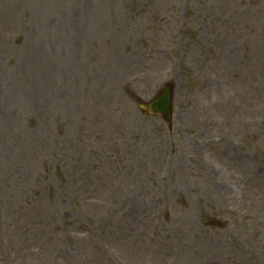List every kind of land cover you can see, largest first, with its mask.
<instances>
[{"label": "rangeland", "instance_id": "374dc122", "mask_svg": "<svg viewBox=\"0 0 264 264\" xmlns=\"http://www.w3.org/2000/svg\"><path fill=\"white\" fill-rule=\"evenodd\" d=\"M0 264H264V0H0Z\"/></svg>", "mask_w": 264, "mask_h": 264}, {"label": "water", "instance_id": "95a60500", "mask_svg": "<svg viewBox=\"0 0 264 264\" xmlns=\"http://www.w3.org/2000/svg\"><path fill=\"white\" fill-rule=\"evenodd\" d=\"M150 111H155L161 113L165 118H170V95L167 89H163L159 95L148 104L144 105Z\"/></svg>", "mask_w": 264, "mask_h": 264}]
</instances>
